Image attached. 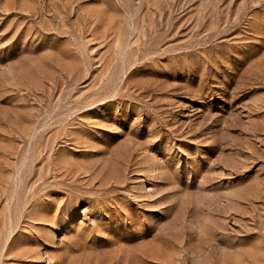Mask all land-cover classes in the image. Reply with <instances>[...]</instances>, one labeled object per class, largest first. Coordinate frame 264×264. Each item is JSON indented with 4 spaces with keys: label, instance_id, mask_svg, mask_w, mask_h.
<instances>
[{
    "label": "rangeland",
    "instance_id": "1",
    "mask_svg": "<svg viewBox=\"0 0 264 264\" xmlns=\"http://www.w3.org/2000/svg\"><path fill=\"white\" fill-rule=\"evenodd\" d=\"M0 264H264V0H0Z\"/></svg>",
    "mask_w": 264,
    "mask_h": 264
}]
</instances>
